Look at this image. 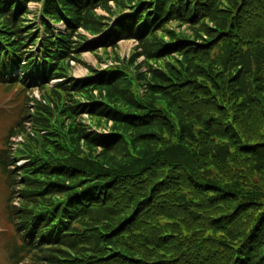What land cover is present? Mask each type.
<instances>
[{"label": "trees", "instance_id": "16d2710c", "mask_svg": "<svg viewBox=\"0 0 264 264\" xmlns=\"http://www.w3.org/2000/svg\"><path fill=\"white\" fill-rule=\"evenodd\" d=\"M29 1L0 0V83L46 88L0 146L13 264H264V0Z\"/></svg>", "mask_w": 264, "mask_h": 264}, {"label": "rangeland", "instance_id": "374dc122", "mask_svg": "<svg viewBox=\"0 0 264 264\" xmlns=\"http://www.w3.org/2000/svg\"><path fill=\"white\" fill-rule=\"evenodd\" d=\"M28 4L32 9V11L29 13V16L37 17L41 7V2L37 0H30ZM97 11L100 13H106V10H104L103 8H97ZM60 26L64 27V25L62 24H60ZM177 28L180 27L177 26ZM86 33L89 37H91V34H89L88 32ZM139 49H141L140 44L138 42V39L135 38L122 39L118 41L117 45H109L106 48H103L102 46L92 50L83 48L81 49V51L76 53V56L80 58V60L77 58L70 59L71 68L69 74L83 75L89 73L92 67H105L114 62H120L119 60H122V62H124L123 59L128 60ZM143 57V55L138 56V64L141 62ZM136 66L137 64H129V67L131 68H134ZM45 91L46 88L42 89L39 87H34L29 90L28 88L19 87L18 84L9 87L3 83H0L1 147H5L7 145L8 147L12 148L13 151H16V149L20 148V142L23 140V132L17 134L11 133L20 131L23 124L26 130L31 129V122L30 120H28V118H26V116H28V110L30 108V112L34 111L33 97L38 98V100H42V94ZM83 116L87 120L90 118L87 112H84ZM22 130L25 132L23 128ZM14 156H16L14 160H16L17 164L20 167H24L29 163L26 162L27 160L25 157H19V155ZM3 172L5 173V171L0 168V264H13L10 258V254L14 242L13 239L15 238L13 234L17 232L14 223L9 220L7 213V202H9L8 197L13 196L14 190L12 180L10 179V183L8 185V176H5ZM18 190L19 184L16 183L15 197L10 200L14 204H19L20 202H22L20 194L19 197H17ZM17 237L18 239L15 240L21 241L20 237Z\"/></svg>", "mask_w": 264, "mask_h": 264}]
</instances>
